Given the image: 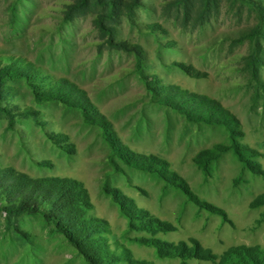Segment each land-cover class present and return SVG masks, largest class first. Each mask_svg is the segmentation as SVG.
Masks as SVG:
<instances>
[{"label": "rangeland", "instance_id": "374dc122", "mask_svg": "<svg viewBox=\"0 0 264 264\" xmlns=\"http://www.w3.org/2000/svg\"><path fill=\"white\" fill-rule=\"evenodd\" d=\"M18 62L0 170L80 183L111 264L264 255V0H0V68ZM0 264L88 263L0 209Z\"/></svg>", "mask_w": 264, "mask_h": 264}, {"label": "trees", "instance_id": "16d2710c", "mask_svg": "<svg viewBox=\"0 0 264 264\" xmlns=\"http://www.w3.org/2000/svg\"><path fill=\"white\" fill-rule=\"evenodd\" d=\"M22 65L18 62L11 63L9 68H6L8 66L0 68V86L5 82L6 79L3 78L6 76H21L20 67L27 68ZM1 91L2 89L0 95ZM53 95L54 92H50L46 97ZM172 98L174 99V96ZM197 101L192 103V105L196 104L193 106L197 108L196 111H193V107H189L187 103L181 105L180 100L173 104L181 106L189 114L195 112V117L199 120H222L220 117H224L222 110L217 111L206 101ZM234 152L242 162L246 163L243 159L246 157L244 149L235 145ZM0 209L8 214H38L42 220L52 226L53 232L62 235L88 264L113 262L109 246L99 235L101 226L88 216L91 209L88 193L75 180L57 177L32 179L9 168L0 170ZM246 250L242 248L233 254H228L226 257L228 259L221 264H264L262 253L253 254Z\"/></svg>", "mask_w": 264, "mask_h": 264}]
</instances>
